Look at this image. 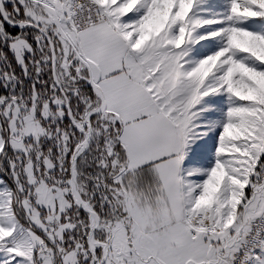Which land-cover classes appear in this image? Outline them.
I'll return each instance as SVG.
<instances>
[{"label": "snow or ice", "instance_id": "1", "mask_svg": "<svg viewBox=\"0 0 264 264\" xmlns=\"http://www.w3.org/2000/svg\"><path fill=\"white\" fill-rule=\"evenodd\" d=\"M0 264H264V0H0Z\"/></svg>", "mask_w": 264, "mask_h": 264}]
</instances>
